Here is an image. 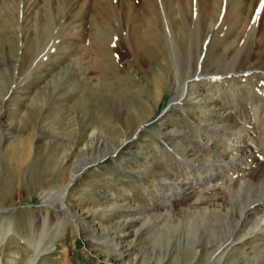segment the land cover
Here are the masks:
<instances>
[{"label":"rangeland","instance_id":"1","mask_svg":"<svg viewBox=\"0 0 264 264\" xmlns=\"http://www.w3.org/2000/svg\"><path fill=\"white\" fill-rule=\"evenodd\" d=\"M69 1L71 0H47L41 5V19L46 22L50 18L52 20L44 29L43 36L36 37L35 47L31 50H28V47L33 46V42L31 44V40L26 41L21 30L19 33L22 37L18 35L13 47L0 39V264H32L36 245L41 253L37 264H190V258L186 254L184 259L176 258L171 242L175 239L168 230L165 219L157 217L156 211L141 213L142 215L133 212L139 222L130 229L133 230L132 234L128 235L125 241L119 239L125 219L109 217L103 213L105 207L120 199L121 188L132 187L139 181L137 177L132 182L129 181L128 177L134 175L127 173L136 158L142 159L147 153L157 160L164 153L176 158L177 148L181 151L179 144L168 138L162 140L157 137L158 131L168 133L160 123H156L139 136L141 140L138 142L144 143L141 155L135 153L139 143L131 145V150L128 149L116 157V161L112 159L104 162L97 172L84 173L71 188L67 199L68 207L78 214L82 222L86 221L90 229L83 228L80 232L72 221H67L63 227L57 225L61 213L54 210L50 212L46 227L42 226L46 209L41 194L47 189L68 184V171L65 168L62 170L60 162L62 153L70 149L68 164L83 159L77 157V154L91 129L85 124L101 120L99 113L102 104L97 103L100 98L110 99L113 90L122 95L121 87L127 84L136 89L144 87L145 96L138 98L149 100L143 104L140 112L134 110L130 111L128 116L116 115L109 124L104 123L105 138L114 148L126 132L132 138L135 137L141 116L149 117V122L156 121L168 108L174 96L168 76L175 65L170 64L168 54L171 48L163 40L173 44L171 53H175L173 56L178 67L180 62L183 66L187 64L189 70L192 66L190 61L186 62L187 55L191 56L188 42L173 35L174 23L167 22L166 27L159 25V30L162 29L160 34L146 35L151 49L149 58L143 49L138 47L140 40L132 35L134 25L141 27L143 24L147 27L146 16H132L127 19L109 8L104 9L109 6L110 0H88L82 11L68 12L71 5ZM258 1L255 0L256 3ZM7 8L2 19L8 12L12 13L7 11ZM76 12L80 14V21L71 26L70 23L76 21ZM92 15H95L94 18ZM220 22L215 31L210 27L205 31V35L210 32V38L203 35L201 39L200 33L196 38H192L193 50L200 53V62L214 55L219 57L225 46L234 43L236 36H233V31L237 25L231 28L230 24L224 23V18ZM77 24L82 26V37L73 36V33L69 32L71 27ZM9 30L10 34L11 31L13 33V29ZM250 31L248 29L246 36L237 41L236 50L244 54H249L250 51L253 53L252 50L259 52V58L252 59L247 65L253 67L257 63L264 64V38L248 36ZM107 46L111 49H121L112 52V55L105 50H97L99 54L95 52V48L105 49ZM130 48H133L132 52ZM112 58L121 60V73ZM101 67L113 82V85L109 86L112 87L110 89L108 87L106 90L105 85L96 83ZM220 67L221 64L215 62L208 67L206 73H216ZM186 77V74H183V78ZM248 77L246 75L244 79ZM78 78L88 79L89 85H82ZM158 78H163L162 84ZM244 79L241 83L246 84ZM256 79L260 83L264 82L263 75L256 76ZM158 88L163 90L160 100L155 99ZM41 89H45L44 95L33 102L34 94L39 93ZM257 93L264 98L262 90ZM84 97L89 99V103ZM29 111L31 118H24ZM179 114L178 109L173 110L166 122L180 121ZM19 115L22 117L18 118ZM20 136L27 142L24 143L23 149L14 146ZM32 143L34 145L30 154ZM136 197L135 195L134 198ZM127 202L130 205H138L133 203L130 196ZM29 204L39 205L35 207L28 206ZM151 207L156 209L153 205ZM161 210L163 213L167 212ZM145 217L149 218L148 221ZM160 230L164 234L162 239L159 238ZM2 236L5 237L1 239ZM113 240L123 242L121 251L125 255V261H122V255L118 251L110 248Z\"/></svg>","mask_w":264,"mask_h":264},{"label":"bare ground","instance_id":"2","mask_svg":"<svg viewBox=\"0 0 264 264\" xmlns=\"http://www.w3.org/2000/svg\"><path fill=\"white\" fill-rule=\"evenodd\" d=\"M46 2L47 0H0V39L13 47L21 30L26 41L33 42L31 43L33 46L28 47V50L35 47L36 37L43 36L44 29L52 20L50 18L46 22L41 19L43 11L40 8ZM69 2L71 5L68 12L71 10L80 12L89 1ZM263 4L264 0H259L257 3L255 0H110L109 6L104 9L109 8L127 19L132 16H146L147 27L143 24V27L134 25L132 35L140 40L138 47L143 49L149 58H151V49L146 35L160 34L162 29L159 30V25L174 23L173 35L188 42L191 56L187 55L186 62L190 61L192 66L189 70L187 64L183 66L180 62L181 65L178 67L173 56L174 52L171 53L173 44L163 40L171 48L168 54L170 64L175 65L168 76L174 96L168 108L157 117L156 121L149 122V117L141 116L134 133L135 137L132 138L126 132L114 148L105 138L104 123L109 124L116 115L128 116L129 112L134 110L140 112L143 104L149 100L143 101L138 98L145 96L144 87L136 89L127 84L121 87L122 95L113 90L110 99L100 98L97 103L102 104L99 113L101 120L85 124L91 129L77 154V157L83 159L68 164L70 149L62 153L60 162L62 170L65 168L68 171V184L47 189L41 194L46 209L42 220L43 228L49 221L51 210H54L61 213L57 225L63 227L67 221H72L80 232L83 228L90 229L86 221L82 222L78 214L68 207L67 199L71 188L84 173L96 171L106 161L112 159L116 161V157L121 156L128 149L131 150V145L139 143L138 141L141 140L139 136L143 132L160 123L168 133L163 130L158 131L157 137L162 140L168 138L179 144L181 151L179 152L177 148L176 158L164 153L159 160L147 153L141 156L142 159L136 158L132 163L127 173L133 174L134 177L129 176L128 179L132 182L137 177L139 181L132 187L121 188L120 199L103 210L104 215L125 219L119 239L125 241V238L132 234L133 230L130 229L138 225L139 219L134 217L133 212L141 214L156 211L157 217L165 219L168 230L172 232L175 240L171 242L178 260L186 258V254L190 258V264H264V98L257 93L259 90L264 92V82L260 83L256 79L258 75L264 76V64L256 62L255 66L248 67L252 59L259 58V52L252 50L253 53L250 51L249 54H244L236 50L237 41L246 36L248 29L251 30L248 36L264 38ZM6 7L12 15L8 12L9 14L2 19ZM95 8L98 9L97 6ZM94 16L92 15V18ZM75 17L76 21L70 23L71 26L80 21L79 13ZM222 18L224 23L231 25V28L237 25L236 30L233 31L236 39L233 38L234 43L224 47L219 57L214 55L200 62V53L193 50L192 38H196L200 33L202 39L208 27L215 31L218 27L216 25ZM20 20L23 21L20 22L22 25L19 23ZM9 29H13V33L11 31L10 34ZM82 31L81 24H77L71 27L69 32H72L73 36L82 37ZM209 35L210 32L204 37ZM109 46L105 49L95 48V52L99 54L98 51L105 50L112 55V52L121 49H111ZM132 49L130 48L131 52ZM120 61L118 58H112V62L121 73ZM165 61L169 63L167 58ZM215 62L221 64L217 69L219 72L206 73L208 67ZM183 74H186V79L183 78ZM246 75L249 77L245 80ZM109 77L101 67L96 83L105 85L107 90L113 85ZM242 79L246 84L241 83ZM158 80L161 83L163 78ZM78 81L86 87L90 82L82 78H78ZM45 89L34 94L33 102L41 99ZM162 94L163 90L158 88L155 99L160 100ZM84 100L89 103L86 97ZM30 104L33 105L32 102ZM176 109L180 111V121L166 122L167 117ZM27 116L31 118L30 111L24 118ZM25 142L20 136L14 146L23 149ZM143 144L141 142L136 146V154L141 155ZM33 145L32 143L30 154ZM158 176L161 178H157ZM129 196L133 203L138 204L137 206L128 204ZM152 205L156 209H152ZM161 209L167 212L163 213ZM145 219L149 218L145 217ZM91 231L96 235L94 230ZM163 235V231L160 230L159 238L162 239ZM4 237L2 236L1 239ZM111 243L110 248L118 251L123 261L125 259L121 251L123 242L113 240ZM33 252L32 264H37L41 257L37 245Z\"/></svg>","mask_w":264,"mask_h":264},{"label":"water","instance_id":"3","mask_svg":"<svg viewBox=\"0 0 264 264\" xmlns=\"http://www.w3.org/2000/svg\"><path fill=\"white\" fill-rule=\"evenodd\" d=\"M38 205H39V204H29L28 206H35V207H38ZM23 207H25V206L23 205Z\"/></svg>","mask_w":264,"mask_h":264}]
</instances>
